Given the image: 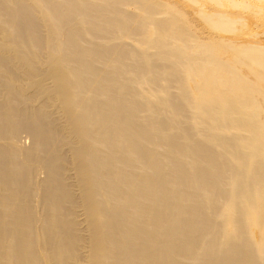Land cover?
I'll return each instance as SVG.
<instances>
[{"label": "bare ground", "instance_id": "bare-ground-1", "mask_svg": "<svg viewBox=\"0 0 264 264\" xmlns=\"http://www.w3.org/2000/svg\"><path fill=\"white\" fill-rule=\"evenodd\" d=\"M238 10L264 0H0V264H264Z\"/></svg>", "mask_w": 264, "mask_h": 264}, {"label": "rangeland", "instance_id": "rangeland-1", "mask_svg": "<svg viewBox=\"0 0 264 264\" xmlns=\"http://www.w3.org/2000/svg\"><path fill=\"white\" fill-rule=\"evenodd\" d=\"M258 2H255L254 1V4H256V5H258L257 4ZM187 9V8H186ZM189 9V8H188ZM187 9V10H188ZM190 10V9H189ZM188 10V11H189ZM238 11H240V13H238ZM237 11V13L238 14H240L241 15V17L243 18L244 16V18H243V20H247V23H246V21H245V23H246V26H244V27H241V26H239V30H240V33H238V34H241V35H243V34H248L249 32L251 33H256L257 34V36H255L254 38H256V37H259L260 39L262 38H264V11L263 12H261V13H263V14H260V15H258L259 13L258 12H255V13H258L257 15L256 14H252L253 13V10L251 11V12H249L248 10H238ZM242 13H243V15H242ZM251 13V14H250ZM193 14V13H192ZM191 15V14H190ZM263 15V16H262ZM192 16H195V13L192 15ZM259 19H258V18ZM262 19H261V18ZM195 18V17H194ZM251 18V19H250ZM255 19V20H254ZM261 19V20H260ZM250 20V21H249ZM199 21V20H198ZM251 22V23H250ZM199 27H200V25H201V22L199 21ZM251 25H250V24ZM250 25V26H249ZM258 26V27H257ZM195 28H197V27H195ZM204 28V29H203ZM203 28H202V30H201V32H204V34H207V33H211L212 34V32H210L209 30V32L208 31H206V29H208V28H206V26L204 27L203 26ZM206 28V29H205ZM251 28V29H250ZM246 29V30H245ZM243 31V32H242ZM248 31V32H247ZM207 32V33H206ZM263 33V34H262ZM201 34V33H200ZM226 35H228V33L226 34ZM241 35H238V36H241ZM229 36H233V37H235V35L233 34H230ZM238 38V37H237ZM24 137V138H23ZM27 137V138H26ZM19 139H20V142L21 143H24L23 145L25 146V145H27L28 143H30V138L26 135V134H23V132H22V137L20 138L19 137ZM23 139H25V141H26V143L24 142V140ZM22 140V141H21ZM29 145V144H28ZM41 175V177H42V174H40Z\"/></svg>", "mask_w": 264, "mask_h": 264}]
</instances>
